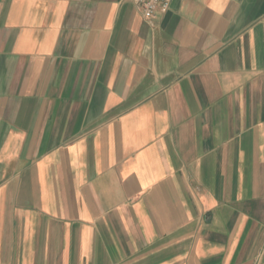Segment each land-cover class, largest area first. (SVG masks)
Here are the masks:
<instances>
[{
	"label": "crops",
	"instance_id": "crops-1",
	"mask_svg": "<svg viewBox=\"0 0 264 264\" xmlns=\"http://www.w3.org/2000/svg\"><path fill=\"white\" fill-rule=\"evenodd\" d=\"M0 264H264V0H0Z\"/></svg>",
	"mask_w": 264,
	"mask_h": 264
},
{
	"label": "built area",
	"instance_id": "built-area-1",
	"mask_svg": "<svg viewBox=\"0 0 264 264\" xmlns=\"http://www.w3.org/2000/svg\"><path fill=\"white\" fill-rule=\"evenodd\" d=\"M140 11L143 18L150 25L154 24L158 10L166 11L170 8L172 0H129Z\"/></svg>",
	"mask_w": 264,
	"mask_h": 264
}]
</instances>
